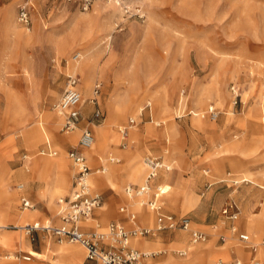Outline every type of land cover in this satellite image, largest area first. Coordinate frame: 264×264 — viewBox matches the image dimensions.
Here are the masks:
<instances>
[{"label":"rangeland","instance_id":"374dc122","mask_svg":"<svg viewBox=\"0 0 264 264\" xmlns=\"http://www.w3.org/2000/svg\"><path fill=\"white\" fill-rule=\"evenodd\" d=\"M26 2L29 4L28 28L17 23L18 7ZM127 5L131 9L140 8L141 17L125 13L123 8L107 0H96L87 8L78 0H0V178H8L0 188V224L7 231L10 227L35 222L58 226L57 202L68 194L75 173L67 153L76 148L81 130L88 129L94 137V144L85 150L90 185L102 195L105 204L81 223L83 232L105 233L108 224L123 217L119 213L121 208L126 209V214H135L138 227L156 229V216L146 207L154 187L139 197L128 198L124 192L128 186L144 184L145 158L151 156L172 168L170 172L163 171L166 178L155 185L171 187L160 198L163 211L176 218H186L187 231L202 232L207 238L202 243L191 244L187 233L183 246H173L167 251L160 244L161 239L178 230L153 231L148 236H131L129 248L142 253L144 250L133 245V239L154 241L159 246L150 251V259H162L168 253L172 264H206L209 258L206 247L216 250L228 246L232 257L213 259L210 264L234 259L240 264H264L261 243L264 228L261 233L246 232L249 222L264 212V0H129ZM76 53L80 57L73 62L71 57ZM89 56L93 60L88 90L83 87L80 73L73 72L71 66ZM98 63L100 68L94 69ZM69 75L78 78L85 102L80 107L83 119L77 130L65 134L61 130L63 117L55 112L54 105ZM116 78L121 81L118 85ZM260 82L263 88H258ZM95 85L100 86L97 103L103 119L92 126L88 124L92 109H86ZM216 86L217 93L213 91ZM232 86L237 90L235 104ZM111 105L125 108L119 126L122 131L126 129V136L119 134L118 125L109 126L101 146L97 131L110 119ZM209 106L218 112L214 121L206 115ZM39 119L44 121L49 139L27 147L17 138L19 131L33 127ZM131 119L135 120V126L129 129ZM212 124L224 135L213 138V134L204 133ZM249 126L251 135L246 145L244 137L234 128ZM12 136L17 139L5 142ZM207 140L212 147L209 154ZM233 144L238 149L226 152L225 148ZM53 152L57 155H48ZM121 153H130L131 159L125 161ZM58 157H61V170L55 161ZM40 159L49 161L44 178H40L43 165ZM188 162L192 163L191 169H182V164ZM110 166L118 171L107 181L104 177L109 174ZM105 167L107 171L101 173ZM17 169V172L24 171L22 177L12 172ZM25 169L33 173L32 180L45 183L47 193L59 175L64 177L67 189L54 198L51 209L49 200L37 201L30 197L35 211H19V196L12 187L16 183L26 185L29 178ZM138 169L142 173L141 185L133 175ZM122 171L127 173L126 181ZM241 172L248 173L249 182H241L247 180ZM187 176L203 178L204 184L196 195L181 183ZM121 182L126 183L123 186ZM207 184L211 186L206 193L212 192V196L203 203L206 193L199 196ZM187 195L194 198L191 207L183 204ZM119 196L128 200L131 207L120 201ZM229 201L238 210L236 230L249 235L250 243H239L229 233L228 222L220 215L221 207ZM197 207L200 214L196 215L193 209ZM36 210L48 211L51 215L24 223L23 216L37 215ZM193 223L211 226L199 229ZM124 226L127 232L135 229L128 222ZM18 234L25 238L23 230ZM219 236H223L224 244L218 240ZM46 240L58 244L54 236L48 235ZM8 241L0 242L5 247L0 248V264H33L21 259L16 261L18 250L11 248V243L7 245ZM110 243L104 241L106 245ZM61 245L58 252L66 250V246L79 247L77 260L83 263L85 250L81 246L68 242ZM196 246H203V250L197 259H191L189 249ZM236 248L243 251L242 257L232 253ZM180 251L187 254L179 256L176 252ZM23 255L28 256L25 253L19 257ZM3 256L10 258L3 259ZM30 256L42 257L34 252Z\"/></svg>","mask_w":264,"mask_h":264},{"label":"built area","instance_id":"2783aa9c","mask_svg":"<svg viewBox=\"0 0 264 264\" xmlns=\"http://www.w3.org/2000/svg\"><path fill=\"white\" fill-rule=\"evenodd\" d=\"M74 1V0H68ZM86 8L96 0H78ZM112 1L116 6L123 8L125 13L133 16L141 17L142 10L138 7L130 8L127 5L129 0H107ZM134 13V14H132ZM17 23L24 28L30 26L29 4L23 3L18 7ZM80 54L76 53L71 57L73 62L79 60ZM99 85H95L92 90V97L88 100L93 110L88 124L99 123L103 119V115L98 108L97 96L99 94ZM230 91L233 96L232 103L235 104L237 98V90L232 86ZM83 100L80 92L79 80L76 76H67L66 83L59 100L54 105V110L57 114L63 117L62 131L65 134L74 132L78 123L82 121L83 116L80 111ZM149 106V104L147 105ZM206 115L209 120L214 121L218 112L209 106L206 110ZM135 121L129 120V124L133 125ZM126 130V129H125ZM123 130L121 134L123 138L126 132ZM94 143V137L90 130L82 129L77 141L76 148L67 153L69 160L75 169L71 188L67 196L60 198L58 204L61 206L59 218L62 224L58 227L41 224L36 222L25 227L27 233L36 231H44L47 234L57 238L59 242H68L80 245L85 250V259L94 264H139L142 257L145 255L128 246V240L132 235L148 236L152 235L153 231L160 230H184L187 231L188 220L184 217L176 218L173 215L161 213L160 198L165 195L161 186H153V182L159 176L161 171L170 172L172 168L164 165L163 161L158 158L148 156L145 158L146 176L142 186H128L125 193L128 196H142L148 194L152 187L155 189L152 198L146 202V207L155 212L157 227L153 229H144L136 227L132 233L127 232L124 227L118 223H110L107 226L105 233L86 234L83 232L81 223L91 218L93 212L103 205L102 195L94 190L90 185V168L87 164V158L84 155L85 150H89ZM53 152L51 155H55ZM101 170V173H103ZM17 190L22 189V185L16 186ZM22 210H31L33 205L25 199H21ZM221 217L228 222V231L231 235H235L239 243H248V237L244 233L236 230L235 221L237 220L238 210L236 205L229 201L224 204L220 210ZM129 218L135 221V214H129ZM191 244H198L205 241L206 236L200 232L187 231ZM109 240L111 243L107 245L110 249L104 250L100 245L104 241ZM218 240L223 243V236H219ZM264 245V238L261 240ZM118 246V248H116ZM179 256H184V253L179 252ZM30 256L22 258L23 261H29ZM216 264H240L237 260L230 262H217Z\"/></svg>","mask_w":264,"mask_h":264},{"label":"crops","instance_id":"0c3cea01","mask_svg":"<svg viewBox=\"0 0 264 264\" xmlns=\"http://www.w3.org/2000/svg\"><path fill=\"white\" fill-rule=\"evenodd\" d=\"M90 70H91V68H90ZM88 73H89V71H86V74H87V76L89 77V75H88ZM80 75H81V81L85 78V75L83 74V73H80ZM92 109L93 110V108H92V106L88 103V109H86V110H89L90 111V109ZM81 111V110H80ZM82 113V112H81ZM195 114V113H194ZM196 115V114H195ZM82 116H83V113H82ZM81 123V121L78 123V126H79V124ZM89 125H92V126H94V124H89ZM78 128V127H77ZM229 129H232L231 127H229ZM77 130V129H76ZM234 130L236 131V132H238L240 135H242L243 137H244V139H245V141H244V143L246 144V145H248V142L250 141V140H248L249 139V135H251V129H250V126L249 127H247V128H245V129H239V128H234ZM91 131V130H90ZM93 132H94V130H92ZM204 133H206V134H213V138H215V136H216V138L218 137V136H223L224 134H223V132H219V130L216 128V126L214 125V124H212L211 126H208V127H206V129H205V131H204ZM213 141H214V139H213ZM225 142H230V140H228V141H225ZM206 143H207V145H208V150L206 151L207 152V154H209V152H211V141L210 140H207L206 141ZM212 146H214V147H217V146H215V144H212ZM237 145H235V144H233V145H229V148H225V151L226 152H234V151H236L238 148L236 147ZM216 149V148H215ZM214 149V150H215ZM122 151H124V150H122ZM165 152H167V149H165ZM84 153V155L86 156V154H85V151L83 152ZM48 155H50V156H56L57 155V153L55 154V155H51L50 153H48ZM121 155V157H122V159H124L125 161H128V160H130L131 159V154L130 153H121L120 154ZM230 156H232V155H230ZM87 158V157H86ZM23 159H26V157H24ZM119 162V161H118ZM128 163V162H127ZM191 165H192V163H190V162H188V163H184V164H182V166H183V168L182 169H184V170H188V169H191ZM199 167V166H198ZM197 168H195V170H196ZM18 171V169L16 170V171H12V172H17ZM25 172H26V174H27V177L29 178V180H28V182H25L24 180H22L21 178H12V179H20V180H22V181H24L25 183H26V185H24V184H22V183H16V184H14L13 185V189H14V193L15 194H17V196H19V202H20V205H19V208H20V212L21 213H24V212H32V211H35L34 210V207H35V204L31 201V199H30V197L31 198H33V199H35V200H37V201H39V200H43V198H44V201H50L49 202V208L51 209V205H53V201H54V199L52 198V196H51V190L49 189V191H48V193H47V191H46V185H45V183H42V182H39L37 179H34V180H32V177H33V173H30L29 172V170L28 169H25ZM104 173V172H103ZM160 173H162V172H160ZM164 173V172H163ZM242 173V175H245L246 177H247V180L245 181H241L242 183L243 182H249V180H248V173H246V172H241ZM24 174V171H20V172H17L15 175H17L18 177H22V175ZM122 174H124L123 175V179L125 180L126 178H127V173L125 172V171H122L121 172V175ZM165 174V173H164ZM53 176H55V173H53ZM164 178H166V175H165V177ZM11 179V180H12ZM163 178H160V180H162ZM159 180V176L156 178V180L153 182V186H155L156 184H157V182H159L160 181ZM6 181H8V178H6V177H1L0 178V188H3V185L5 184V182ZM32 181H34L36 184H34V183H32ZM122 181V180H121ZM126 181V180H125ZM126 182H123V184H122V182H121V184L124 186V184H125ZM173 183L175 184L176 183V181L175 180H173ZM181 183L185 186V187H188L189 189H190V191L194 194V195H196L195 193L198 191V189L199 188H201V186H203V184H204V182H203V178H199V177H195L194 179L193 178H189L188 176L187 177H185V178H182L181 179ZM2 184V185H1ZM72 184V183H71ZM233 184H238V183H233ZM17 185H22V189L19 191V190H17L16 189V186ZM165 185H167V184H165ZM131 186H137V185H131ZM161 186V185H160ZM163 186V185H162ZM169 186V185H168ZM205 186V185H204ZM211 186V184H207L206 186H205V188H204V193H201L200 194V196L199 197H201V196H203L207 191H208V188ZM71 188V187H70ZM127 188V187H126ZM125 188V189H126ZM125 189H124V192H125ZM70 191V190H69ZM69 193V192H68ZM125 195H127L126 193H125ZM206 196H205V198H204V202L203 203H205V202H208L209 201V199L211 198V196H212V192H210V194L209 193H206L205 194ZM67 196V195H66ZM65 197V196H64ZM127 197L128 198H130V197H133V196H128L127 195ZM137 197V196H136ZM139 197V196H138ZM21 199H25L26 201H28V202H30V204H32L33 205V209H31V210H29V211H23L22 210V208H21ZM120 201H122V202H124V203H126V205H127V207H131L128 203V200H125V199H123V198H121L120 196H119V198H118ZM189 200H193V203H194V198L191 196V195H187L186 197H184V202H183V204L184 203H186L187 201L189 202ZM232 202V201H231ZM250 203H252L251 201H250ZM105 204V202H104V199H103V205ZM103 205H102V207H103ZM161 206H162V204H161ZM101 207V208H102ZM223 207V206H222ZM221 207V208H222ZM15 208H16V206H15ZM60 208H61V206L58 204V202H57V212H56V218H57V220H58V222H59V224H58V226H60L61 224H62V222H61V220H60V218H59V211H60ZM101 208H99V209H101ZM99 209H97V210H99ZM245 209H247V208H245ZM149 210V209H148ZM194 210V213L197 215V214H200L199 213V208L197 207V208H195V209H193ZM221 210V209H220ZM15 211H16V209H15ZM37 211V215L36 214H34L35 216H33V218H31V219H28V222L30 223V222H32V221H36L39 217H42V216H45L46 215V217H50L49 215H51L50 214V212H48V211H46V212H43V211H38V210H36ZM150 211V210H149ZM18 212V211H17ZM262 212V211H261ZM119 213L120 214H123V217L122 218H119L118 219V221H116V222H113V223H118V224H120V225H122L123 227H124V229L126 230V228H125V226H124V224H126L127 222L130 224V225H132V226H134L135 228L136 227H138V225H137V223H136V217H135V221H132V220H130V218H129V214H126L127 212H126V209H124V208H121L120 209V211H119ZM153 213V212H152ZM161 213H163V214H168V215H173V216H175L174 214H171V213H166V212H164L163 211V207H161ZM124 214L126 215V216H124ZM154 214V213H153ZM155 215V214H154ZM257 215H259V214H257ZM9 220H11L12 219V217H10V218H8ZM19 219H21V218H19ZM254 220V219H253ZM253 220H251V221H253ZM250 221V222H251ZM112 223V222H111ZM194 225H196L197 227H199V229H205V228H207V227H209V226H211V225H207V224H203V223H193ZM58 226H55V227H58ZM22 227H23V229H22ZM26 227V226H25ZM25 227L24 226H21V227H19V228H17V227H15L14 226V228H9V230L7 231V230H4V228H0V231H3L1 234H0V242H2V238L5 236V237H8V244L7 245H10V243H11V248H14V249H16V250H18V255L20 256L21 254H25V253H27L29 256H30V253H38V254H40V255H42V257H40V258H33L32 256H30V259H29V262H31V263H33V264H81L80 262H78V258H79V255H80V253H78V252H74V251H63V250H59V251H61V252H58L57 250H58V248L60 247V246H62L61 245V243L62 242H59L58 240H57V238H55L56 239V241H57V243L58 244H56V243H48V241L46 240V236H48L49 234H47L46 232H44V231H36V232H32V234L31 233H27L26 232V230H25ZM6 228V227H5ZM140 228V227H139ZM23 230L24 232H25V234L27 235V237H26V235H25V238H21V236H19V234L18 233H20L21 231ZM178 230V232H176V233H173V234H165L164 236H163V238L161 239V245H163V246H165L166 247V249H167V251H169L173 246H183V244L182 243H186V240H187V231H184V230H179V229H177ZM160 231H173V230H160ZM10 232V233H9ZM40 232V233H39ZM159 232V231H158ZM179 232H184V234H179ZM13 233V234H12ZM131 233H132V231H131ZM200 233H202V232H200ZM2 234H6V235H2ZM44 234V235H43ZM89 234H92V233H89ZM202 234H204V233H202ZM189 235V234H188ZM205 235V234H204ZM50 236V235H49ZM135 235H132V237H134ZM206 236V235H205ZM206 238H207V236H206ZM133 240H137V239H133ZM224 242H225V240H224ZM224 242L223 243H221V244H224ZM60 244V245H59ZM71 244H73V243H71ZM69 245V244H68ZM152 245H155V247H158L159 246V243L158 242H154V241H144V243H142L141 244V248L144 250V249H148L149 247H151ZM80 246V245H79ZM100 247L102 248V249H104V250H108V249H110L106 244H102V245H100ZM0 248H4L5 249V247H3L1 244H0ZM11 248H8V249H11ZM28 248H30V249H28ZM7 249V248H6ZM173 253H174V251H172L170 254L173 256ZM177 253V252H176ZM143 254V253H142ZM168 254V253H167ZM167 254H166V256L164 257V258H162V259H156V260H154V259H150L149 258V256H147V255H145L144 257H142L141 258V260H140V263L139 264H165L166 262L167 263H169V264H172L173 262H172V260L173 259H171V258H167L168 256H167ZM187 253L185 252V255H186ZM215 255V256H214ZM19 256H15V259H16V261L17 260H19V259H21L22 260V258L23 257H25V255H23V256H21V257H19ZM210 257L212 258V260L213 259H224V260H228L230 257H232V255L230 254V253H223V255H221V254H219L218 252H215V250H213L211 253H210ZM7 258H10L9 256H7V257H4L3 256V259H7ZM175 260H177V259H175ZM182 260V259H181ZM23 261V260H22ZM178 261V260H177ZM28 262V261H27ZM230 262V261H229ZM82 264H94L93 262H89V261H87L86 259H85V257H84V261H83V263Z\"/></svg>","mask_w":264,"mask_h":264},{"label":"bare ground","instance_id":"6f19581e","mask_svg":"<svg viewBox=\"0 0 264 264\" xmlns=\"http://www.w3.org/2000/svg\"><path fill=\"white\" fill-rule=\"evenodd\" d=\"M92 60H93V58L89 56L88 58L86 57L85 60H83V62H79V63L71 66V70H73V72H79V73H83L85 75V78L82 80V82H83V87L85 89H88V90L90 88V78L87 76L86 71H90L91 64H92ZM96 68H100L99 63L94 67V69H96ZM115 82H116L117 85L121 83V81L120 80H117V78L115 79ZM259 87L260 88H263L261 82H260V85H258V88ZM213 91L217 93L219 91L218 90V86L213 87ZM141 111H142V109H140V112ZM109 112L111 113L110 119L107 122H105V124H103L102 126H99L98 131H97L98 132V135H99V139H100L99 143H100L101 146H104L103 143H102V139L105 136L106 131H107V128L109 126H113L114 127L115 125L116 126L118 125L119 129L121 130L119 132V134L122 132V128L119 126V121L121 119H123L124 116H125L124 115L125 108L124 107L123 108H121V107H118L117 108L114 105L112 107V105H111V106H109ZM17 125H20V124L17 123ZM134 126H135V124L131 125L129 127V129L133 128ZM49 136L50 135H49V133H48V131H47L45 125H44V121L42 119H39L36 122V125H34L33 127L28 128V129L23 130V131H19V134H18V137L17 138L20 137L21 138V142L23 144H25V146L28 147V146L37 144L39 141L48 140L49 139ZM71 136L72 137L69 138V141L70 142L73 141L75 134H73ZM17 138H15L13 136L12 137H8V139L5 142L11 143L12 141L16 140ZM49 141H51V140H49ZM60 158L61 157H58V159L55 160L58 170H61L62 169V167L60 165L61 164L60 163V161H61ZM40 160L43 163L42 169H41V173H40V178H44L45 177V174H43V173L46 170V167L48 166L49 161L47 159H40ZM106 167L103 170L104 173L107 171V168ZM109 169H110L109 174L107 173L108 175L104 177L107 181H109L110 180V177L113 176V175H115V173H117V171H118L117 168H113L112 166H110ZM145 170H146V167H145ZM161 172L162 173L159 174V180H160V178H164L165 177V174L163 173V171H161ZM133 175L135 176V178H134L135 182L137 184H140V183L142 184V173H141V170L138 169L137 171H135L133 173ZM145 176H146V173H145ZM242 176L245 177V175H242ZM97 181L102 182L101 179H99ZM144 181H145V178H144ZM66 189H67V185H66L65 179H64V177L62 175H59L57 182L50 189L51 190V196H52V198L54 199L57 195H61L62 193H64L66 191ZM161 189L166 194L171 189V187L168 186V185H163V186L161 185ZM153 193H155V189H154ZM130 198H132V197H130ZM138 199H140V198H138ZM140 200H142V199H140ZM193 204H194L193 203V200H189V202L187 201L186 203H184V205L187 206V207H191V205H193ZM139 205L141 206V201H140V204ZM23 211H29V210H23ZM150 211H151V213L153 212L155 214V212L153 210H150ZM33 216H35V215L34 214L24 215L23 216L24 223H29L28 222V219L33 218ZM258 216L259 217H257V219L253 220L252 222H249L250 226H248L247 229H246V232L248 234H252L253 231H255L256 233H261L262 229L264 228V212L262 211ZM149 219L151 220V215L150 214H149ZM27 226H29V225H27ZM5 227L6 226L0 224V228H5ZM22 229H23V227H22ZM2 235H6V234H2ZM245 235H247V234H245ZM247 237H248V243H250V241H249V238H250L249 235H247ZM6 239H8V237H5L4 236L2 238L3 241L4 240L6 241ZM142 243H144V242H141L140 240H133V245H135L137 247H140L141 248V244ZM154 249H158V247H155V246L152 245L148 249H144V251L142 253L144 255H147L148 256V255H150L152 253L150 251L151 250H154ZM205 249L207 250V254L209 255L208 256L209 258H208L206 264H210V262L212 261V258L210 257V253L213 250H210V248H208V247H206ZM201 250H203V246L202 247H199V246L191 247L189 249V255H188V257L191 258V259L192 258L193 259H197L199 257V255H200V253H201ZM66 251H74V252L80 253L81 250L77 246H66ZM180 252L184 253V256H185V252H183V251H180ZM215 252H218L221 255H223V253H229V247L228 246H225V247H222L220 249H216ZM177 253H179V252H177ZM232 253H234L236 256H239V257H242L243 256V251L241 249H239V248L234 249V251ZM79 257H80V255H79Z\"/></svg>","mask_w":264,"mask_h":264}]
</instances>
